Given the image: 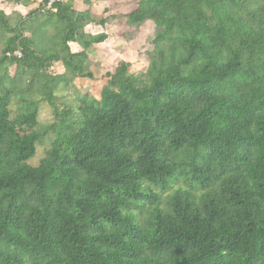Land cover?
Masks as SVG:
<instances>
[{"label": "trees", "instance_id": "16d2710c", "mask_svg": "<svg viewBox=\"0 0 264 264\" xmlns=\"http://www.w3.org/2000/svg\"><path fill=\"white\" fill-rule=\"evenodd\" d=\"M94 1L0 12V264H264V0H127L146 78L87 69Z\"/></svg>", "mask_w": 264, "mask_h": 264}, {"label": "rangeland", "instance_id": "374dc122", "mask_svg": "<svg viewBox=\"0 0 264 264\" xmlns=\"http://www.w3.org/2000/svg\"><path fill=\"white\" fill-rule=\"evenodd\" d=\"M44 1V0H42ZM127 0H95L88 6L81 3L74 2L75 10H88L92 17L96 20H106V24L101 26L99 24L88 23L84 32L91 35H98L104 33L108 39L102 44L97 45L94 49L88 52L87 69L93 74H98L101 68H114L120 64H128L130 66L129 72L132 76L146 78L148 71V59L145 52L152 48V39L155 31L149 25H143L136 33H127L123 26L116 19V15L121 11L127 9ZM1 3V2H0ZM2 4V3H1ZM2 8L10 16L15 12L22 10L20 4L1 5ZM40 3L37 2L36 8ZM22 18V14L17 13L13 17H9V26H15ZM44 32V30H43ZM53 30H48L46 33V40L53 35ZM11 36L9 33L2 31L0 27V53L4 47V42ZM45 36V34H44ZM48 37V38H47ZM74 52L80 49L77 44L71 45ZM15 68L10 69V74L14 75ZM55 75L65 74L64 68H55ZM99 86V85H97ZM98 95L99 91L94 84H87L85 86L79 85L77 82L72 83L68 90H63L62 87L56 93L57 104L76 106V98L79 95ZM40 123L46 124L53 121L51 109L48 105L42 104L40 108ZM47 147H38L35 158L29 162V165L36 167L40 161L45 157Z\"/></svg>", "mask_w": 264, "mask_h": 264}, {"label": "crops", "instance_id": "0c3cea01", "mask_svg": "<svg viewBox=\"0 0 264 264\" xmlns=\"http://www.w3.org/2000/svg\"><path fill=\"white\" fill-rule=\"evenodd\" d=\"M24 2H25V4L22 2V3H18V4H20L21 5V7H22V10H19V11H17V12H15V14H17V13H20V14H22V18L21 19H24L27 15H28V13L31 11V10H34V9H36V5H34V4H37V2L38 3H42L43 1L42 0H23ZM99 1V0H98ZM27 3H28V5H27ZM1 4V3H0ZM9 4H14V2L13 1H11V2H6V3H4V4H1L2 6L4 5H9ZM39 6V5H38ZM0 12H3V13H5V15L9 18V17H13V16H15V14H11L10 16L7 14V12L5 11V10H3L2 8L0 9Z\"/></svg>", "mask_w": 264, "mask_h": 264}, {"label": "built area", "instance_id": "2783aa9c", "mask_svg": "<svg viewBox=\"0 0 264 264\" xmlns=\"http://www.w3.org/2000/svg\"><path fill=\"white\" fill-rule=\"evenodd\" d=\"M64 2V0H48L47 6L51 7L55 3ZM15 56L21 58L22 54L20 52L15 53Z\"/></svg>", "mask_w": 264, "mask_h": 264}]
</instances>
